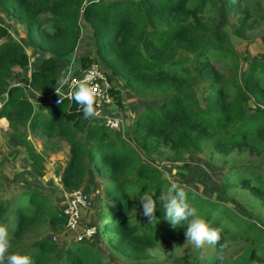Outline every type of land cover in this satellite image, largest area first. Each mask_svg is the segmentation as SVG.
<instances>
[{
  "label": "trees",
  "instance_id": "obj_1",
  "mask_svg": "<svg viewBox=\"0 0 264 264\" xmlns=\"http://www.w3.org/2000/svg\"><path fill=\"white\" fill-rule=\"evenodd\" d=\"M219 1L234 16L240 14L230 27H218L213 7ZM0 10L24 26L28 46L11 40L0 25V118L9 121L10 135L17 141L30 129L66 140L70 158L62 181L69 191L90 194L86 177L91 170L110 183L104 193L110 202L99 210L94 225L107 252L88 239L39 238L42 230L59 233L67 218L45 193L22 190L13 199L0 196L8 253L26 254L31 264H103L105 259L114 264V256L148 262L158 240H165L175 227L163 218L158 202L151 223L142 215L139 195H158L169 182L147 156L169 148L179 160L185 153L210 148L226 155L248 151L264 160V61L254 60L241 78L240 55L232 43V36L245 38L263 22L264 0H0ZM91 39L95 57L79 49ZM74 58L80 70L98 62L110 79L122 78L143 99L136 103L130 129L112 131L94 117L85 119L74 100L36 105L27 97L28 80L36 91L52 94L55 80ZM30 66L24 82L13 77L10 81L15 69L28 72ZM115 87L113 101L124 109L123 94ZM250 97L257 106L254 112L248 108ZM231 176L224 190L240 185L264 200V170L238 168ZM185 193L211 227L210 216L236 228V237L247 242L241 256L245 264H264V230L259 224L218 200ZM179 230L184 232L183 227ZM224 240L219 241L223 249ZM0 261L7 264L3 257Z\"/></svg>",
  "mask_w": 264,
  "mask_h": 264
},
{
  "label": "rangeland",
  "instance_id": "obj_2",
  "mask_svg": "<svg viewBox=\"0 0 264 264\" xmlns=\"http://www.w3.org/2000/svg\"><path fill=\"white\" fill-rule=\"evenodd\" d=\"M213 12L218 18L219 28L230 27L233 20L240 16V14L234 16L224 1H219L213 7ZM0 25L8 29L11 40L18 41L28 48L25 28L18 20L0 10ZM232 43L239 52L242 68L241 78H244L254 60L264 61V19L261 24H256L253 29H249L245 38L232 36ZM79 49L82 54H87L90 57L96 56L92 39L81 43ZM29 54L32 55L31 50H29ZM32 61H35L34 58ZM97 63L96 65H98ZM30 71L31 66L28 72L17 68L13 72L14 75H11L10 81L13 77L12 81L14 82H24L30 76ZM109 80L113 86L116 85L115 90L119 89L123 94L124 109H120L114 102L107 105L100 116L94 117V119L97 120L96 123L103 124L104 121L101 117L112 114L120 117L123 121V130H128L132 123L131 119L136 109V103L143 99L128 88L126 81L122 78L110 79L109 75ZM26 95L36 105L40 103L49 105L54 97L53 94H45L38 90L27 91ZM248 108L250 112H254L257 108L252 97L249 98ZM1 119H5L6 123H2ZM10 134L9 121L7 118H0V196L5 199H13L22 190H39L50 197L56 208L59 210L66 208L71 193L75 191L67 190L62 181L70 158L68 142L56 136L49 138L41 132L36 135L30 129L19 136L17 141H14L15 139ZM82 138L88 140L87 135ZM126 139L130 140L128 136ZM174 157V152L169 148H163L161 153L147 156V162L152 166L159 167L163 172H167L168 177L165 178L178 181L185 190H190L210 200H218L233 209L238 216L251 219L264 230V200L257 199L240 185L235 189L224 190L223 188L226 178L232 177V172L238 168L246 170L254 166L257 170H264L263 159L251 157L248 151L241 154L235 151L226 155L210 148H205L201 153H185L179 160ZM86 184L91 187L92 191L89 194V206L83 212L78 227L75 230H69L65 226L59 233L42 230L37 234L39 238L51 236L64 242L79 241L78 236L86 235L88 230L94 229V233L85 239L101 246L104 252L108 251L102 240L98 239L94 225L98 221L96 215L99 210L102 207L106 209L110 202L104 197L105 191L108 193L110 183L103 175H96L91 170L86 177ZM208 220L210 223H214L215 227L220 228V239L225 237L224 241L227 246L223 249L224 260L222 262L216 259L220 240L215 245L205 244L203 249H196L186 241L185 232H180L179 228L182 226L177 225L165 240H158L156 247L151 251L152 257L149 261L140 264H175L177 261H198L201 264H245L241 256L247 249V242L243 238L236 237V228L227 221L221 219L215 221L211 216ZM32 238L35 239V235ZM112 262L114 264H138L117 256L112 258Z\"/></svg>",
  "mask_w": 264,
  "mask_h": 264
},
{
  "label": "clouds",
  "instance_id": "obj_3",
  "mask_svg": "<svg viewBox=\"0 0 264 264\" xmlns=\"http://www.w3.org/2000/svg\"><path fill=\"white\" fill-rule=\"evenodd\" d=\"M72 70V66L69 64L60 72L55 80V91L57 93L66 84H69ZM90 78V74L86 73L79 80H73L72 84L69 85L72 88L71 98L82 107L85 119L98 115L94 107L96 99L89 83ZM163 175L168 177L167 172H164ZM138 200L142 215L147 218L148 223L153 220L158 202L162 208L163 218L172 227L182 226L186 241L196 249H203L205 244L215 245L220 240V228L211 227L203 216L198 213V210L189 204L184 187L178 181L169 178L168 186L160 191L158 195L145 191L139 195ZM9 247L7 227L0 225V257L5 258L7 264H31V259L26 254L8 253ZM216 259L219 262L224 260L223 246L217 250ZM0 264H2V261H0ZM103 264H107L106 259Z\"/></svg>",
  "mask_w": 264,
  "mask_h": 264
},
{
  "label": "built area",
  "instance_id": "obj_4",
  "mask_svg": "<svg viewBox=\"0 0 264 264\" xmlns=\"http://www.w3.org/2000/svg\"><path fill=\"white\" fill-rule=\"evenodd\" d=\"M70 65L72 66V74L69 80V84H66L64 88L59 90V93L54 91L53 101L51 105L59 106L64 99H68L72 102L70 92L72 88L69 87L73 80H79L84 74H90V85L92 87L93 94L96 99V110L99 115L94 117H99L100 113L105 106L113 104V85L109 80L108 75L105 70L101 68L100 65L92 64L86 70H80L76 58H74ZM79 71V72H78ZM78 72V73H77ZM25 91L35 90L32 87L31 81L24 84ZM74 87V85H73ZM31 100V99H30ZM103 119V124L112 131H121L123 129V121L118 116H113L112 114H107L101 117ZM90 197L89 194L84 193L81 190L73 191L70 195L66 208L62 210L64 216L67 218L66 227L69 230H75L78 227L79 221L82 219L83 212L89 206ZM94 233V229L88 230L86 235L78 236V240H83L86 237H90Z\"/></svg>",
  "mask_w": 264,
  "mask_h": 264
},
{
  "label": "crops",
  "instance_id": "obj_5",
  "mask_svg": "<svg viewBox=\"0 0 264 264\" xmlns=\"http://www.w3.org/2000/svg\"><path fill=\"white\" fill-rule=\"evenodd\" d=\"M70 153V152H69Z\"/></svg>",
  "mask_w": 264,
  "mask_h": 264
}]
</instances>
